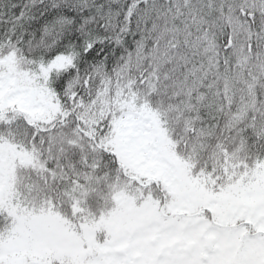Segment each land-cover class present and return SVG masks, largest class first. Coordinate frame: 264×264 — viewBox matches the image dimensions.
Wrapping results in <instances>:
<instances>
[{
	"label": "trees",
	"instance_id": "obj_1",
	"mask_svg": "<svg viewBox=\"0 0 264 264\" xmlns=\"http://www.w3.org/2000/svg\"><path fill=\"white\" fill-rule=\"evenodd\" d=\"M129 119L172 181L125 147ZM0 173V264H107L105 244L183 233L206 206L259 228L264 0H0ZM44 221L75 256L2 253Z\"/></svg>",
	"mask_w": 264,
	"mask_h": 264
},
{
	"label": "rangeland",
	"instance_id": "obj_2",
	"mask_svg": "<svg viewBox=\"0 0 264 264\" xmlns=\"http://www.w3.org/2000/svg\"><path fill=\"white\" fill-rule=\"evenodd\" d=\"M15 98L25 100L22 96H14L13 99ZM122 136L125 147L134 152V159L141 166L158 172L167 181H172V167L160 157L158 149H156L155 135L148 129L147 124L129 119L124 124ZM3 183V176L0 173V189ZM259 225L264 232V218ZM203 231L204 226L201 223L187 228L183 233H180L176 228L173 231L167 230L160 233H157L154 228H144L133 235L130 240H128L130 237L127 236V239L122 242L107 243L102 246L103 254L106 253L103 261L107 264H148L158 254L155 264H206L201 261L198 255V251L203 250ZM154 236H158V238L152 244ZM261 236L245 241L240 252L241 264H264V234ZM220 240L217 242V247L220 260L223 261L228 257V253L225 252V247L222 244L224 238L222 237ZM183 242L185 245L188 242H194L197 250L193 253H179L178 248ZM221 250L223 251L221 252ZM78 251L77 244L69 242L63 231L56 227L54 231L48 229L47 223L44 221L40 225L35 222L22 224L17 232V237L4 244L2 253H27L40 256L53 253L56 258H72ZM219 257L218 254H215L207 264H217ZM94 264H98V262Z\"/></svg>",
	"mask_w": 264,
	"mask_h": 264
},
{
	"label": "flooded vegetation",
	"instance_id": "obj_3",
	"mask_svg": "<svg viewBox=\"0 0 264 264\" xmlns=\"http://www.w3.org/2000/svg\"><path fill=\"white\" fill-rule=\"evenodd\" d=\"M210 209H208V206L204 208V214H203V222L202 226H204L203 231V250L198 251L199 257L202 254L206 255V261L205 263H209L211 257H213L215 254H218V247L217 242L221 241L220 239L223 237L224 240L222 241V244L225 247V252L228 253V257L223 259V261L219 260L217 261V264H231V261H236L235 255L238 254L239 257V243L242 241H250L251 239H254L255 236H257V233H264L263 231H256L253 229V225L250 223V221H247L246 219L240 220V217L238 216L236 218L235 215L228 216V219H232L233 223L227 222V224H223L221 222H217L214 217L209 213ZM254 219V217H253ZM246 227V228H245ZM184 243L179 248L178 252L182 253ZM197 250L196 245L194 246L193 250L190 253H193ZM223 250H221L222 252ZM223 258V256H222ZM226 261V262H225ZM225 262V263H224Z\"/></svg>",
	"mask_w": 264,
	"mask_h": 264
},
{
	"label": "water",
	"instance_id": "obj_4",
	"mask_svg": "<svg viewBox=\"0 0 264 264\" xmlns=\"http://www.w3.org/2000/svg\"><path fill=\"white\" fill-rule=\"evenodd\" d=\"M157 240V237L155 236L153 239H152V243H155ZM193 248V243H189L188 246H187V250L190 251L191 249ZM203 260H205V256H202Z\"/></svg>",
	"mask_w": 264,
	"mask_h": 264
}]
</instances>
